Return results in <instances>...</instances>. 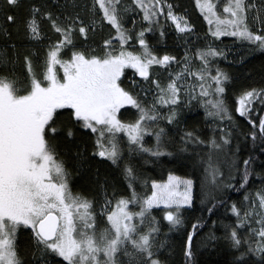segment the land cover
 Instances as JSON below:
<instances>
[{
  "label": "snow or ice",
  "instance_id": "6c2138e0",
  "mask_svg": "<svg viewBox=\"0 0 264 264\" xmlns=\"http://www.w3.org/2000/svg\"><path fill=\"white\" fill-rule=\"evenodd\" d=\"M0 13V264H264V0Z\"/></svg>",
  "mask_w": 264,
  "mask_h": 264
},
{
  "label": "trees",
  "instance_id": "16d2710c",
  "mask_svg": "<svg viewBox=\"0 0 264 264\" xmlns=\"http://www.w3.org/2000/svg\"><path fill=\"white\" fill-rule=\"evenodd\" d=\"M182 3H184L185 7L188 8L189 12H191L194 9V0H181ZM198 11H197V15H198ZM3 22V14L0 13V23ZM127 26V25H126ZM208 25L206 22H204L203 24V30L206 31ZM223 43L219 45V47H224L225 44L231 45L232 44V38L231 37H222L221 38ZM182 54V52H181ZM255 58H252L248 61V64L244 67H240V66H235L231 68V71H233L234 73L238 74V75H243L244 73H246L249 69H254L256 71H259L260 69V64H261V58L259 56V53L254 54ZM221 66L222 67H228V65L221 61ZM129 75H131V70H128ZM194 111H199L201 113V116L203 114V109L200 108H195ZM191 114V113H190ZM171 157L165 158L164 160H162L161 164L156 166L155 171H153V166L152 165H146L144 171L146 172V174L150 175L152 178L155 179H160L161 176L166 179L167 178V172L168 170H172L175 169V174L177 176H184L186 174V170H184L182 168V166L173 161V163L169 164L168 161L171 160ZM101 170L104 171V166L101 167ZM138 191H140V189H138ZM233 199H237V197H233ZM196 202L198 205L197 211L193 214L194 216L200 215V211H199V206H200V197L197 195L196 197ZM220 212H223V209L220 210ZM205 215H207V212L205 211L204 213ZM218 217H213V219H217ZM209 226H211V221H208ZM190 227V225H188ZM208 228L204 229V232H207ZM219 234V233H217ZM168 239L170 241L172 240H176V237L169 235ZM201 237H197L196 241L194 243L197 244V246H199V242H200ZM208 258V254L204 253L201 256V259H207ZM211 258L212 259H220L223 260L225 258H227V254L221 252V254L219 256L216 255V253H212L211 254ZM175 259H177L178 262H180V264H182L183 261V257L182 255H180L179 250L177 248V252H176V256Z\"/></svg>",
  "mask_w": 264,
  "mask_h": 264
}]
</instances>
